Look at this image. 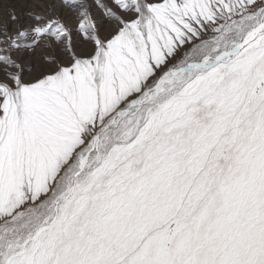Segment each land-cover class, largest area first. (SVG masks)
<instances>
[{
	"label": "rangeland",
	"instance_id": "374dc122",
	"mask_svg": "<svg viewBox=\"0 0 264 264\" xmlns=\"http://www.w3.org/2000/svg\"><path fill=\"white\" fill-rule=\"evenodd\" d=\"M0 264H264V0H0Z\"/></svg>",
	"mask_w": 264,
	"mask_h": 264
},
{
	"label": "water",
	"instance_id": "95a60500",
	"mask_svg": "<svg viewBox=\"0 0 264 264\" xmlns=\"http://www.w3.org/2000/svg\"><path fill=\"white\" fill-rule=\"evenodd\" d=\"M247 41H248V40H245V41H244V44H245Z\"/></svg>",
	"mask_w": 264,
	"mask_h": 264
}]
</instances>
